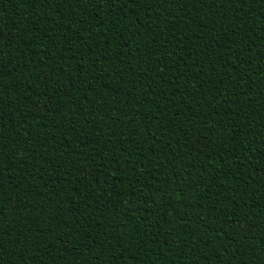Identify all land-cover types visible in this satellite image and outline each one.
<instances>
[{
    "label": "trees",
    "instance_id": "obj_1",
    "mask_svg": "<svg viewBox=\"0 0 264 264\" xmlns=\"http://www.w3.org/2000/svg\"><path fill=\"white\" fill-rule=\"evenodd\" d=\"M0 48V264H264V0H0Z\"/></svg>",
    "mask_w": 264,
    "mask_h": 264
},
{
    "label": "snow or ice",
    "instance_id": "obj_2",
    "mask_svg": "<svg viewBox=\"0 0 264 264\" xmlns=\"http://www.w3.org/2000/svg\"><path fill=\"white\" fill-rule=\"evenodd\" d=\"M130 2H137V0H130ZM215 2L217 4H220V5H224L225 3L229 4V6L233 5V3L242 5V0H215ZM3 55H4L3 50H2V48H0V56H3ZM248 227L252 228V227H255V225L251 224ZM217 230L218 231H223V224H221L220 228L217 229ZM243 231H244V229L242 227L238 228L236 225H233L231 234L226 233V232L223 233V234L228 236L229 240H232V239H235L240 234V232H243ZM243 239L247 240L248 236L244 235ZM4 243H5L4 240L2 238H0V253H2L4 251V249H3ZM138 243H139V241H138Z\"/></svg>",
    "mask_w": 264,
    "mask_h": 264
}]
</instances>
